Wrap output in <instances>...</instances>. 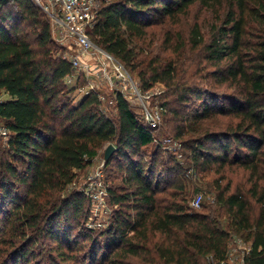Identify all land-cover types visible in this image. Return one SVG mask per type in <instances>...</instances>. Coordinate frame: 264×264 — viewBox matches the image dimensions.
I'll use <instances>...</instances> for the list:
<instances>
[{
  "label": "trees",
  "instance_id": "1",
  "mask_svg": "<svg viewBox=\"0 0 264 264\" xmlns=\"http://www.w3.org/2000/svg\"><path fill=\"white\" fill-rule=\"evenodd\" d=\"M109 1L89 38L129 73L137 58L131 44L145 35L152 21L172 19L196 2L217 11L221 20L220 10L226 7L222 26L211 41L205 44L196 25L190 44L192 49L202 47L205 59L216 66L214 77L233 92L220 102L211 92L186 85L178 100L199 102L194 119L222 115L237 120L227 132L206 131L193 140L192 158L201 166L237 165L249 173L251 187L245 193H229V188L219 192L214 203L215 208L221 206L218 217L174 203L158 204L156 195L165 188L153 174L166 165L154 160L146 166L142 160V150L155 140L152 130L120 96L115 101L117 124L101 114L95 95L76 100L74 87L65 83L71 66L53 50L46 14L29 0H5L0 5V119L11 135L0 153V213L9 228L0 230V264L32 259L33 246L44 237L51 238L62 257L63 245L69 252L76 250L71 223L81 215L85 199L72 192L63 197L62 192L107 144L116 150L105 166L122 161L125 181L133 189L126 193L107 189L109 202L119 209L91 242L93 264L99 252L100 264H123L128 257L147 264H200L201 259L225 263L230 229L247 233L244 264H264V0ZM174 73L171 64L142 70L141 87L149 90ZM179 118L187 122L184 116ZM249 192L260 205L257 219L246 198ZM130 199L135 201L130 207L134 215L125 211ZM222 209L228 229L218 220ZM156 233L159 239L149 247ZM90 239L86 236L83 242ZM62 260L66 264L72 259Z\"/></svg>",
  "mask_w": 264,
  "mask_h": 264
},
{
  "label": "rangeland",
  "instance_id": "2",
  "mask_svg": "<svg viewBox=\"0 0 264 264\" xmlns=\"http://www.w3.org/2000/svg\"><path fill=\"white\" fill-rule=\"evenodd\" d=\"M102 3L105 5L110 1L102 0ZM225 11L226 7L224 6L220 10L221 20H219L217 11L203 7L196 2L186 12L176 15L172 19L164 17L152 21L146 28L145 35L131 44L132 47H135L137 58L133 62L135 68L131 69L129 67L132 78L140 88L141 94L145 96L143 100L145 109L151 113H157L159 117L158 128L152 131L154 142L142 150V160L146 162V166L151 165L154 160L156 162L162 161L166 165L164 170L161 171L160 168H157L153 174L154 177L160 180V185L165 188V192L156 195L158 204L174 203L189 211H195L190 207V202L196 194L201 193L204 209L200 208L201 210L199 209L196 212H203L207 215L212 212L215 216L219 214H217V210L221 206L215 208L212 201L218 193L225 188H229V193H233L235 190L247 192L251 187L249 173L237 165L220 167L217 163L202 166L199 163L194 164L192 158L193 140L201 137L206 131L227 132L228 129L235 127L237 120L222 115L194 119L192 115L199 109V102L193 99L187 103H180L178 97L182 94V89L186 85H191L193 88L202 91H209L219 97L220 102H222L223 97L233 92L227 84L214 77L216 66L205 59L202 47L192 49L190 44L191 35L196 25L205 44H208L212 35H216L218 28L222 26ZM53 42V50L56 52V56L62 55L65 49L54 40ZM170 64L175 67L172 79L166 80L164 83H156L149 90L142 89L139 78V73L142 70L152 68L155 65L163 69ZM98 92L102 97V100L99 101V111L114 124H117V112L113 109L114 105H111L112 93L105 87L99 89ZM73 103L76 102L73 101ZM139 109L142 110L139 105L135 108L130 106V110L136 115L139 122L147 125L143 113ZM179 116H184L187 122H181ZM106 146L97 152V156L88 167L76 172L73 183L68 185L62 192L63 197L72 192L77 195L81 194L85 199L81 215L71 223L73 230L70 233L73 234L77 243L76 250L69 252L65 245L61 248L64 254L63 257H71L72 259L68 260L66 264H93L89 259L92 248L91 242L97 238L100 231L107 228L113 214L119 209L117 205H112L109 202L108 196L103 197L100 190L111 188L116 193H126L133 189L130 185L131 182L125 181L127 177L122 168V161L116 160L107 167L105 165L101 167L103 151ZM5 150V143L0 141V153ZM157 153H160L161 157L158 158ZM167 168H169V171L166 170ZM17 195H20V193H17ZM246 198L252 203V218L257 219L260 205L250 192L247 193ZM134 203L135 201L130 199L125 204V211L132 213L131 215H134L130 208L134 207L132 206ZM222 212L223 214L218 220L221 221L225 229H228L227 215L224 209H222ZM2 215L0 213V230L3 227L8 230L9 228L5 227L6 223L4 222L6 221L3 220ZM230 233L232 237L228 250L235 249V252L232 250L231 258L233 262L238 263L249 245L246 240L247 233H238L235 232V229H230ZM86 236H91V239L83 242ZM158 239L159 234H154L149 241V247H152V243ZM98 241H102V238H98ZM6 245H8L6 249L9 253L12 247L9 242ZM56 248L57 246L51 238H40L32 248V259L29 258L20 264H65L62 260L63 257L58 255L59 252L56 251ZM100 254L101 252L98 253V260L94 264L101 263ZM151 254L157 259L153 250ZM75 258L76 260H74ZM6 261L8 262L9 258H6ZM126 263L147 264L139 258L133 257L123 260V264ZM200 264H209V261L201 259ZM226 264L233 263L226 262Z\"/></svg>",
  "mask_w": 264,
  "mask_h": 264
},
{
  "label": "built area",
  "instance_id": "3",
  "mask_svg": "<svg viewBox=\"0 0 264 264\" xmlns=\"http://www.w3.org/2000/svg\"><path fill=\"white\" fill-rule=\"evenodd\" d=\"M5 0H0V5ZM33 6L40 9L49 20L52 39L61 45L65 51L60 56L67 61L72 72L65 78L69 87H74L75 98L80 100L90 95H95L99 101V89L105 87L113 95L111 105H114L117 97H121L128 106L139 105L142 110L147 126L152 130L158 128V114L147 111L143 105L145 96L132 78L124 65L111 54L95 45L89 38V32L99 21L100 11L103 8L102 0H29ZM67 49V50H66ZM2 98L0 97V104ZM129 106V108H130ZM11 132L0 119V141L5 145L10 138ZM104 165L102 163L101 167ZM101 173V172H100ZM103 197H107L106 189L100 190ZM203 195L196 194L190 207L199 210L202 207ZM215 203V199L212 204ZM232 250L227 251L226 262L244 264V256L249 250V245L238 263L233 262ZM216 263L210 260L209 264Z\"/></svg>",
  "mask_w": 264,
  "mask_h": 264
},
{
  "label": "water",
  "instance_id": "4",
  "mask_svg": "<svg viewBox=\"0 0 264 264\" xmlns=\"http://www.w3.org/2000/svg\"><path fill=\"white\" fill-rule=\"evenodd\" d=\"M115 147L113 144H108L104 151H103V162L104 165L110 160L111 156L113 155V153L115 152Z\"/></svg>",
  "mask_w": 264,
  "mask_h": 264
}]
</instances>
